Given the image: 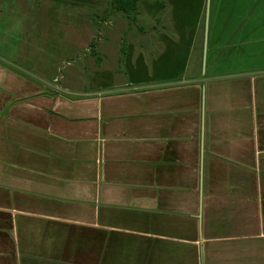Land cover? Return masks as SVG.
Instances as JSON below:
<instances>
[{
    "label": "crops",
    "instance_id": "1",
    "mask_svg": "<svg viewBox=\"0 0 264 264\" xmlns=\"http://www.w3.org/2000/svg\"><path fill=\"white\" fill-rule=\"evenodd\" d=\"M257 32L203 73L193 46L143 38L130 79L90 89L0 58V264H264Z\"/></svg>",
    "mask_w": 264,
    "mask_h": 264
},
{
    "label": "rangeland",
    "instance_id": "2",
    "mask_svg": "<svg viewBox=\"0 0 264 264\" xmlns=\"http://www.w3.org/2000/svg\"><path fill=\"white\" fill-rule=\"evenodd\" d=\"M206 13L207 0H139L130 19L112 0H0V58L16 56L19 68H30L50 88L90 89L130 79L131 72H114L138 59L143 38L152 44L186 42L188 53L193 46L203 73L215 41L228 40L229 31L248 26L259 30L251 39L264 37V0H211L204 69Z\"/></svg>",
    "mask_w": 264,
    "mask_h": 264
},
{
    "label": "trees",
    "instance_id": "3",
    "mask_svg": "<svg viewBox=\"0 0 264 264\" xmlns=\"http://www.w3.org/2000/svg\"><path fill=\"white\" fill-rule=\"evenodd\" d=\"M112 1L115 7L118 10L123 11L128 16L129 19L133 18L135 13L138 12L139 0H112ZM94 52H96L95 49ZM99 58L101 59L100 56Z\"/></svg>",
    "mask_w": 264,
    "mask_h": 264
},
{
    "label": "water",
    "instance_id": "4",
    "mask_svg": "<svg viewBox=\"0 0 264 264\" xmlns=\"http://www.w3.org/2000/svg\"><path fill=\"white\" fill-rule=\"evenodd\" d=\"M210 3H211V0H207L206 27H205L206 36H205V45H204V69H205L206 61H207Z\"/></svg>",
    "mask_w": 264,
    "mask_h": 264
}]
</instances>
